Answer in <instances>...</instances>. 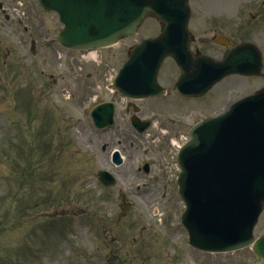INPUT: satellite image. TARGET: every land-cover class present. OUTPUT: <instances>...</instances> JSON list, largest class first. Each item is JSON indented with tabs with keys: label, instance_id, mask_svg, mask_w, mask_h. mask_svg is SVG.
Instances as JSON below:
<instances>
[{
	"label": "rangeland",
	"instance_id": "rangeland-1",
	"mask_svg": "<svg viewBox=\"0 0 264 264\" xmlns=\"http://www.w3.org/2000/svg\"><path fill=\"white\" fill-rule=\"evenodd\" d=\"M148 21H145L133 39L121 41L115 47L98 52V61L102 58L104 63L97 66L86 64L75 53L61 50L52 41L60 28L56 16L52 13H43L36 5H33L28 21L33 35L51 42L50 48L39 49L40 55L44 53L46 57L39 62L37 70L33 73L30 71L28 73L26 70L24 55L29 45L26 44V40L18 42L20 31L17 28H0V264H18L12 261V253L17 247L24 246V229L31 230L42 220L36 215L25 218L26 214L29 209L39 210V205L43 204L40 197L44 189L39 187L55 184H60L64 191L75 190L76 185L84 187L83 190L73 191V193L76 192L73 202L77 205V207L74 206L75 208L86 210V216L81 217L80 222L88 224V226L82 224V227L78 228L80 226H73L72 217H67L69 227L65 229L63 236L56 237L57 240H62L60 244L62 259L68 258L65 249L69 246H71L69 255L79 249V246L88 248L89 234L93 232L96 238H102L104 247L108 241L116 237L122 239L125 244L133 243L132 248L126 249L129 253L122 252L120 256L122 259L137 258L135 264H140L141 260L143 264H170L168 256L171 254L172 247L164 245V239H159L158 234L153 233L155 224L150 225L148 217L152 215L149 207L154 204L155 207L161 208L158 210L162 211L163 223L171 221L173 217L174 221H178L182 205L176 192L170 190L165 199L156 188L147 189L151 183L147 182L143 174L134 172L137 163H141L146 157L136 151V146H143L140 143L142 137L133 138L128 132L130 131L128 125L122 128L120 123H116L106 132L97 133L88 116L78 108H73L71 105V103L74 104L73 101L67 97L70 92L67 88L64 89L65 81L61 80V76L69 73L76 62L82 69V76L77 83L80 85L83 82L85 74H93L92 81L97 82L93 90L97 91L98 98L110 99L105 86H102L105 78L109 76L107 70L109 67L116 68L120 64L125 56L126 48L135 40L150 34ZM13 31L18 33L14 35ZM154 31L155 29L152 32ZM256 45L264 59V28L256 31ZM5 47L10 50L9 54H5ZM58 63L61 68L56 66ZM262 74L261 77L251 80L234 78L227 82L235 85L238 88L236 92L241 96L249 90L264 85V69ZM31 76L32 79L37 76L38 82L36 85L33 83L34 85L26 91L23 86L25 80ZM54 79L57 80L56 84H53ZM227 82H223L215 92H223L229 86ZM40 84L46 85L43 93L36 90ZM191 109L196 110L192 107ZM210 110L213 111L214 107ZM203 113H206L205 109ZM121 116L123 113L118 118L120 119ZM17 118L25 121L24 126L16 127L22 124V121L19 119L17 121ZM194 119L192 116L189 124ZM170 134L173 136L175 133L170 132ZM131 140L134 148H130ZM60 144L63 146L60 147ZM103 146H106L105 150H102ZM113 149H118L123 156V164L119 167H113L111 164L110 152ZM30 163L34 167L32 175L26 169ZM101 169L110 170L115 175L117 183L111 189L104 190L99 186L95 174ZM65 175L73 178L72 183L66 182ZM137 184H146V186L136 188ZM124 196L133 204V213L128 221V225L134 228L133 232L127 228L123 230L112 216L119 210L118 202ZM106 199L113 202L112 209L103 211L99 209L100 205L97 203L91 204L90 207L88 205V202L106 201ZM108 211L110 215L106 213ZM154 229H156L155 226ZM262 231H264V214L257 227V234ZM52 232L54 230H50V233ZM35 234L41 236V242L47 238L43 234V229L35 232L33 236ZM171 236H173L171 239L174 241L175 248H181L183 243L179 231H172ZM35 242L36 246L34 245L35 250H33L39 253L42 247H39L41 242L36 240ZM121 248L125 249L127 246L123 244ZM191 256L196 257L199 264L209 263L207 262L209 259L202 255L191 252ZM220 258L215 264H229L226 256ZM236 259L249 264L252 256L248 251H243L236 255ZM50 260H53L50 264L54 261H56L55 264H59L58 258ZM230 263L239 264L238 262Z\"/></svg>",
	"mask_w": 264,
	"mask_h": 264
},
{
	"label": "water",
	"instance_id": "water-1",
	"mask_svg": "<svg viewBox=\"0 0 264 264\" xmlns=\"http://www.w3.org/2000/svg\"><path fill=\"white\" fill-rule=\"evenodd\" d=\"M126 2H137L138 4H143L145 7L144 12H151L158 18H162L165 22L164 26L167 24H172L176 20L175 17V11L183 10L182 8L184 6L183 2L179 3L178 1L173 0H126ZM112 9V7H111ZM138 13L134 12L131 14H123V9L120 8L117 14L114 17L108 16L106 17V21H99L98 28L101 29L104 33L108 32L110 29H120L123 26L121 24H126L130 22L134 16H136ZM138 16V15H137ZM136 16V17H137ZM112 24H117L120 26H113ZM79 29H83L82 33H77ZM67 32L65 35H63V43L73 45V41L78 40L76 43H87L92 41H100L99 38H102L100 32L97 29H93L92 31L86 30V28H73V30L66 29ZM161 41L159 44L164 45L165 51L168 50L174 43L175 38L173 36H165L162 38L157 39V42ZM103 44V43H102ZM104 44H106L104 42ZM144 47V46H143ZM159 61V59H158ZM194 145V141L190 143V146ZM189 151V148H187L184 152L186 153ZM181 181V180H180ZM264 256V255H263Z\"/></svg>",
	"mask_w": 264,
	"mask_h": 264
},
{
	"label": "bare ground",
	"instance_id": "bare-ground-1",
	"mask_svg": "<svg viewBox=\"0 0 264 264\" xmlns=\"http://www.w3.org/2000/svg\"><path fill=\"white\" fill-rule=\"evenodd\" d=\"M90 56H91V57H94V53H90Z\"/></svg>",
	"mask_w": 264,
	"mask_h": 264
}]
</instances>
